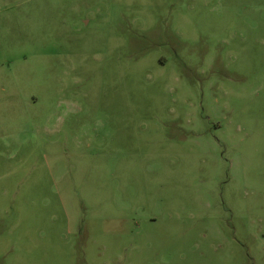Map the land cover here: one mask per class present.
<instances>
[{"label": "rangeland", "instance_id": "rangeland-1", "mask_svg": "<svg viewBox=\"0 0 264 264\" xmlns=\"http://www.w3.org/2000/svg\"><path fill=\"white\" fill-rule=\"evenodd\" d=\"M0 264H264V0H0Z\"/></svg>", "mask_w": 264, "mask_h": 264}]
</instances>
